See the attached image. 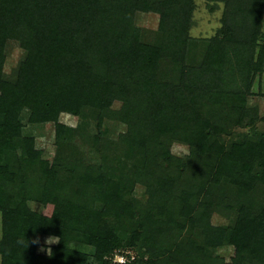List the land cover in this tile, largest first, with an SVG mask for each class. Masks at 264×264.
<instances>
[{"label": "trees", "instance_id": "1", "mask_svg": "<svg viewBox=\"0 0 264 264\" xmlns=\"http://www.w3.org/2000/svg\"><path fill=\"white\" fill-rule=\"evenodd\" d=\"M255 1H250L249 9L242 5L238 17L228 10L226 35L212 39L203 64L193 68L184 63L194 0H0V264H35L40 254L34 241L41 235L58 237L49 255L56 264H110L123 244L141 241L150 248L149 264H264V203L250 200L256 183H264V134L228 147L219 135L228 127L220 128L204 110L207 102L223 98L224 112L238 113L230 122L245 119L252 74L261 72L263 64V57L261 64L253 61L262 36L264 5V0ZM138 10L160 15L161 43L143 41L134 24ZM10 39L19 41L25 51L13 79L3 73ZM260 52L264 55V46ZM168 57L180 64L177 80L174 73L161 79L159 63ZM220 81L228 84L227 92L216 90ZM118 99L123 106L115 117L127 124L126 152L145 155L136 175H146L143 182L152 206L167 207L162 222L170 229L201 224L200 242L155 248L152 241L164 227L136 211V201L119 180L106 178L91 165L65 177L56 159H44L34 138L23 135L20 115L25 108L33 122L56 123L60 146L72 130L59 121L62 112L80 114L88 106L108 110ZM256 121L253 118L250 124ZM165 136L186 142L191 156L203 160L193 176L185 175L187 163L182 158H173ZM18 148L23 176L2 160ZM154 153L165 163L158 167L163 174L151 167L148 156ZM174 160L181 168L172 172ZM222 179L237 189L240 200L234 223L225 228L209 223L213 194ZM75 180L81 188L96 187L94 198L106 207H83L70 194ZM214 198L220 201L223 195ZM31 200L40 202L43 210L32 209ZM177 203L183 225L174 222V210L168 208ZM123 222L135 225L128 239L118 231L117 223ZM125 231L122 227L120 232ZM71 242L93 247L94 261L87 252L71 248ZM226 244L235 249L231 262L207 255V247Z\"/></svg>", "mask_w": 264, "mask_h": 264}, {"label": "rangeland", "instance_id": "2", "mask_svg": "<svg viewBox=\"0 0 264 264\" xmlns=\"http://www.w3.org/2000/svg\"><path fill=\"white\" fill-rule=\"evenodd\" d=\"M256 3L255 0H250ZM247 1L245 4L243 0H232L228 5L227 0H194L195 7L190 18L189 35L191 37L189 44V51L186 54L187 60L184 64L189 67H199L203 64L204 57L207 54L208 46L211 44V40L215 39L218 35L224 37L226 35V16L230 10L236 11L234 17L240 16V7L244 5L249 9L251 2ZM230 9V10H229ZM236 9V10H234ZM262 36L259 38V45L256 47L254 53V62H260L263 57V64L261 65V72H255L252 74V86L248 94L246 95L247 101L245 103V109L243 117L244 121L240 124L231 120L238 116V113L227 115L222 109L221 100H211V102L204 107L208 117L212 119L213 123L219 124V135L224 143L230 147L233 143L241 141L243 139H256L261 134H264V55H261L260 47L264 46V5L262 8ZM229 10V11H228ZM231 22V21H229ZM134 24L140 29L141 37L147 44L155 45L159 44L163 40V35L160 31V15L154 11H136L134 15ZM225 40V39H224ZM225 44L226 43L225 41ZM6 62L3 67L4 77L13 79L15 76L14 71L20 64V60L25 56V51L22 49L19 41L10 39L5 48ZM261 55V56H260ZM159 70L161 72V79L166 80L172 78V73L176 74L174 77L176 80L180 77L181 67L178 61H172L169 57L161 61ZM220 92L228 90L227 83L223 84L220 81ZM215 97H218L215 95ZM243 104V103H242ZM123 106V100H114L108 110H101L96 106H88L80 114H72L69 112H62L59 117V121L72 129L61 140V145L58 146V140L56 136V123L54 121L45 122H33L29 119L30 110L25 108L20 119L22 122V132L24 136L33 137L35 140V146L42 151L44 159H56L57 167L62 175L65 177H71V172L91 165L93 168H100L102 174L109 179L118 181L121 186L126 189L135 201L136 211L143 214L144 218H150L153 223L158 224V228H163L162 233L156 232V237L152 241L155 248L163 246L165 248H174L179 243H189L193 240L200 242L202 240L203 231L202 225L199 224L197 228L190 226L185 229L179 230L174 226L170 229L171 225L163 224L162 220L167 218L166 209L163 206H152L149 200V193L147 187L143 182L146 175H136L138 168L142 163V156H129L126 149L128 144L124 134L127 131V124L123 123L120 119L115 117V114L119 113ZM229 112V110H227ZM256 118L255 124H250V121ZM259 133V135H258ZM125 139V140H124ZM165 144L170 148L173 158H182L187 163V169L185 175H194V171L198 170L202 161L197 160L195 156H191L190 146L180 140H176L171 136H165L162 138ZM258 139V138H257ZM137 153V152H135ZM22 151L18 148L12 152L8 157L2 158L4 163H8L13 171L24 173L21 170L20 163ZM151 161V167L157 172V174H163L158 170L159 166H165V163L160 159H157L155 153L148 156ZM163 162V163H162ZM145 165L144 163L142 166ZM141 166V167H142ZM138 167V168H137ZM171 168V166H170ZM179 164L177 160H174L171 168L172 172L178 171ZM21 175V174H20ZM25 175V174H24ZM67 175V176H66ZM71 175V176H70ZM23 176V175H21ZM144 176V177H143ZM186 179V177L181 180ZM180 188L185 190L189 187H185L184 182H179ZM96 187L84 189L81 188L77 181L72 187L69 186L71 195L75 199L80 200V204L83 207H87L89 210H100L105 208L106 204L96 200L93 194ZM77 190V192H75ZM125 190V191H126ZM189 191V190H188ZM216 195H223V200L218 201L214 198ZM213 199L218 202V208L216 204L211 205L212 213L209 217V223L216 227H228L235 221L234 210L238 207L240 200L238 198L237 189L230 185L228 181L222 179L220 184L215 189ZM127 197V198H128ZM253 203H264V183H256L255 191L251 195L250 199ZM29 205L36 211H42L43 205L40 202L31 200ZM168 208H172L174 211L172 219L174 222L183 225L184 217L180 213V205L173 204ZM137 212V213H138ZM161 217V218H160ZM113 222L114 220L111 219ZM120 227L119 233L122 238L128 239L132 234L134 224L117 223ZM125 227H124V226ZM122 227L126 228L125 232L122 231ZM48 235H41L39 237V249L40 258L35 261V264H56L49 258L46 248L52 247L56 243L47 245L44 243ZM0 238H1V214H0ZM56 237H54L55 239ZM71 248L89 254V260L94 261L93 254L95 249L90 246H86L79 242H71ZM123 248L126 250H132L136 258L131 264H149L147 261L151 258V252L149 246L144 244V241L138 242L134 245L123 244ZM153 248V246L151 247ZM206 253L208 256L223 259L226 262H231L235 254L234 246L230 244L218 246L216 248L207 247ZM62 264V263H60Z\"/></svg>", "mask_w": 264, "mask_h": 264}, {"label": "built area", "instance_id": "3", "mask_svg": "<svg viewBox=\"0 0 264 264\" xmlns=\"http://www.w3.org/2000/svg\"><path fill=\"white\" fill-rule=\"evenodd\" d=\"M136 258L135 253L132 250L118 249L110 257V264H124L131 263Z\"/></svg>", "mask_w": 264, "mask_h": 264}, {"label": "clouds", "instance_id": "4", "mask_svg": "<svg viewBox=\"0 0 264 264\" xmlns=\"http://www.w3.org/2000/svg\"><path fill=\"white\" fill-rule=\"evenodd\" d=\"M54 237H56V236H49L48 238H46V240L44 241V243L47 244V245H51L53 243H58L59 242L58 237H56L55 239H54ZM39 242H40L39 241V238H37L34 241V243H39ZM44 250H46L48 254H49L50 251H52L50 247H48V248H46Z\"/></svg>", "mask_w": 264, "mask_h": 264}]
</instances>
